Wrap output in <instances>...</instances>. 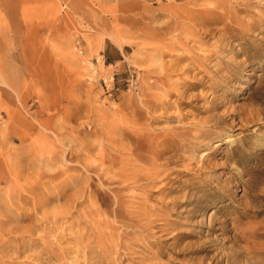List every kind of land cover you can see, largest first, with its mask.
<instances>
[{"label": "rangeland", "instance_id": "rangeland-1", "mask_svg": "<svg viewBox=\"0 0 264 264\" xmlns=\"http://www.w3.org/2000/svg\"><path fill=\"white\" fill-rule=\"evenodd\" d=\"M0 264H264V0H0Z\"/></svg>", "mask_w": 264, "mask_h": 264}, {"label": "built area", "instance_id": "built-area-1", "mask_svg": "<svg viewBox=\"0 0 264 264\" xmlns=\"http://www.w3.org/2000/svg\"><path fill=\"white\" fill-rule=\"evenodd\" d=\"M75 47H76V49H77L78 51H80V52L82 51V49H81V45H80V43H79L78 40L76 41V46H75Z\"/></svg>", "mask_w": 264, "mask_h": 264}, {"label": "bare ground", "instance_id": "bare-ground-1", "mask_svg": "<svg viewBox=\"0 0 264 264\" xmlns=\"http://www.w3.org/2000/svg\"><path fill=\"white\" fill-rule=\"evenodd\" d=\"M206 154H207V152L204 151V153H203L202 155H206ZM88 159H89V158H88ZM89 160H90V159H89ZM35 210H36V209H35ZM237 239H238V238H237ZM238 240H239V239H238Z\"/></svg>", "mask_w": 264, "mask_h": 264}]
</instances>
